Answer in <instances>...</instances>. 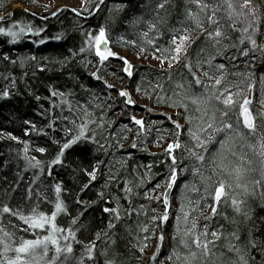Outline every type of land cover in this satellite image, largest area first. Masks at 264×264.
<instances>
[{"label":"trees","instance_id":"16d2710c","mask_svg":"<svg viewBox=\"0 0 264 264\" xmlns=\"http://www.w3.org/2000/svg\"><path fill=\"white\" fill-rule=\"evenodd\" d=\"M230 2L231 9L229 0H202L209 5L202 9L190 0H91L87 11L59 7L39 13L11 6L42 8L34 0H0V28L31 29L15 43L0 35V209L7 205L24 216L35 209L48 217L44 229H33L18 216L0 212V229L13 239L3 232L0 238L15 247L21 238L52 235L61 248L73 249L62 252L55 264H264V111L257 107L264 109V0H250L244 8V0ZM214 9L218 25L209 23ZM217 27L227 37L219 38V44L207 38ZM101 29L111 43L122 41L172 60L174 67L139 66L125 76L123 69L96 57L95 37ZM183 35L192 41L176 62L174 48ZM107 75H115L118 84L125 83L153 105L181 113L146 110L153 125L133 133L126 98L114 83L105 82ZM220 76L221 85L211 87L215 79L209 77ZM225 88L233 100L227 107L223 97L215 98ZM245 99L250 103L244 105ZM246 106L254 113L255 132L242 122ZM225 122L232 127L225 128ZM208 123L214 127L200 131ZM82 127L85 135L64 150L60 163H53ZM190 129L205 142L203 147ZM169 137L180 145L173 155L149 150L162 147ZM37 160L40 165L32 167ZM173 169L177 179L172 197L179 201L174 211L166 210L163 200L150 199ZM220 182L226 191L232 188L231 195H222L215 207ZM52 224L62 231H53ZM205 232L207 236L201 235ZM197 235L202 244L210 241L207 253L192 243ZM87 247L93 249L92 259ZM15 255L4 253L0 244V262L6 264L5 257ZM55 255L49 244L41 264Z\"/></svg>","mask_w":264,"mask_h":264},{"label":"snow or ice","instance_id":"6c2138e0","mask_svg":"<svg viewBox=\"0 0 264 264\" xmlns=\"http://www.w3.org/2000/svg\"><path fill=\"white\" fill-rule=\"evenodd\" d=\"M101 3L104 2V0H100ZM190 2L197 4L198 7L204 9L207 8L209 5L206 3H202V0H190ZM250 3V0H244V4L241 5L242 8L244 7H248V4ZM159 7L163 8L164 4H160ZM228 7L231 9L233 7L232 3L229 0L228 3ZM254 11V10H253ZM188 15L190 17H193V13L191 11H189ZM215 15V9L213 10V16H210L209 19V23L211 24H219L220 21L218 19H214ZM15 27V26H14ZM197 27H201L200 22L197 20ZM234 27V25H233ZM249 27H251V25H249ZM25 30H31L30 26L25 25L20 27L19 32L13 31L12 29H8L7 31H5L3 28H0V35H7L10 36L12 38V42L15 43L17 41V38L25 32ZM244 32H247V28H245L243 30ZM145 35H147V33H145ZM224 37V33H222V31L220 30L219 27L215 28L213 31H208L207 32V38L208 39H214L216 41L217 44H219L221 42V40L219 38ZM227 38V37H224ZM191 37L188 35H183L179 37V45L176 46L174 48V52L175 55L172 57L173 60H176V62H179V57H180V53L184 50L185 48V44L186 42L190 41ZM243 43V41H241ZM173 44H176V37H173L172 40ZM251 43L253 45L256 44L255 40H252ZM107 44V40L105 39V32L104 29H101L99 32V35L96 37V55L100 57L101 61L106 60L109 56H113L114 53L110 52L107 50V48H105L103 51L101 50V45H106ZM244 55H247L248 53L245 51L243 53ZM163 63V61H161ZM124 64L126 65L125 67V71L128 73L129 76H131V65L129 64V62L127 60H124ZM189 68V71H191V66L190 65H186ZM169 67H171V64H169ZM218 68L222 69L224 67L223 64H220L217 66ZM205 75H208L207 73H205ZM209 79H215V84L212 85L211 87L213 88H218V86L221 85V81L223 79L222 76L217 77V78H213V77H209ZM196 80V84L197 85H201L202 82L200 81V79L198 77H195ZM205 89H207L209 87V85H204ZM229 92V90L227 88H225L223 91L219 92V95H216V99L217 100H221V98L223 97V100L221 101L226 107L229 106L230 104L233 103L232 100V94L229 92V94L227 96H225V93ZM5 95H7L5 93ZM53 95H55V93H53ZM121 96L127 97L128 93L127 92H121L120 93ZM129 103H131V99L129 98L128 100ZM194 103L196 101H193ZM250 101H248L247 99L244 100V105L249 104ZM223 115H227V111H224L222 113ZM242 115H243V122H244V126L249 129L252 132H255V124L250 116L249 110L247 107H243V111H242ZM135 123L138 125L143 126V122L140 120H135ZM177 129H180V125L177 123L176 125ZM86 127V126H85ZM214 126L212 123H208L206 128H202L200 129V131L202 132H207L208 129H212ZM224 127L225 128H231L232 125L225 122L224 123ZM216 132L222 131L221 128H215L214 129ZM190 134L192 135L193 139L198 141L197 146L198 147H203L204 146V141L201 140L200 136L197 133L192 132V130H189ZM85 135L84 132V127L81 128V132H80V136L75 137L74 139L70 140L69 142L65 143L62 146V149L59 153V155L57 156V158L53 161V163H60V157L63 156L64 154V150L68 149L69 147H71L72 144L76 143L77 140H79L81 137H83ZM13 139H15V137H13ZM211 142V137L209 136V141ZM180 145L178 143L173 144V145H169L167 151L169 152V154L171 155L172 151L174 148H178ZM133 147H135V145H133ZM224 145L221 144V148H223ZM261 148L264 149V144H261ZM25 151H27V148H25ZM38 151L40 152H44L45 149L40 148L38 149ZM262 155H264V151H262L261 153ZM193 155H197L195 152H193ZM35 159V158H33ZM197 159L200 162H203L204 157L197 155ZM172 162L173 164H175V157L172 158ZM31 163V162H30ZM40 165V161H36L35 164H32V167H38ZM239 171V170H237ZM92 178H95V174L92 173ZM176 180V175H175V169L172 170V175L170 177V183L168 184V188L171 189L172 185L175 183ZM224 189H225V184L223 182L219 183V186L216 188L215 190V199L218 202L221 198V196L224 193ZM56 193L59 194L61 189L59 186L56 187L55 189ZM233 203L235 204L236 201H233ZM165 204L167 205V200H165ZM62 210V207L60 204L56 205V211L59 212ZM105 211H109V209H105ZM0 212L2 213H6V214H11L13 216H18L19 219H21L25 224H27L30 228L33 229H44L45 225L48 223V217L44 216V215H37L35 214V209L33 210V215L30 216H24L19 214L18 212H13L12 209L5 205L2 207V209H0ZM213 212H215V209H213ZM55 219V214H53L52 216V220ZM164 220H167V215H165L163 217ZM53 231H62V229H58L56 228L55 224L51 225ZM193 227H195V225H193ZM0 232H3V235L8 237L9 240H12L13 237L11 234H9L8 232H4L3 229H0ZM71 235V233H70ZM201 235L207 236V232L202 233ZM212 236H217V233L213 232L211 234ZM73 239H75V236L73 235L72 237ZM161 240H163V237H161ZM13 243H15V241H13ZM192 243L195 245L196 248H203L205 253H207L208 251V244L210 243V241H206L202 244L200 236L197 235L193 238ZM0 244L3 245V252L7 253L9 251H13L15 252V257L14 258H7L5 257L6 260V264H41V261H43L45 259V257L48 256L49 253V244H51L54 248H55V253L56 255L52 257V260L50 262H48V264H55L56 260L59 258L60 254L64 251H66L67 253H71L73 251L71 245H67L66 249L65 248H61L59 245L58 240L52 236V235H48L45 236L43 238V240L41 239H36V240H25L23 238H21L20 243L18 246L12 247L9 243H6L2 238H0ZM42 248L41 252H37V249ZM92 248L91 247H87L86 248V252L88 253V258L92 259L91 253H92ZM193 256H195V253L192 254ZM65 260H67V256L65 257ZM0 264H4V262H0ZM80 264H83V261L80 262Z\"/></svg>","mask_w":264,"mask_h":264},{"label":"rangeland","instance_id":"374dc122","mask_svg":"<svg viewBox=\"0 0 264 264\" xmlns=\"http://www.w3.org/2000/svg\"><path fill=\"white\" fill-rule=\"evenodd\" d=\"M34 1H36L37 3L42 5V8L37 7V6L27 5V4H21V3H14L11 6L13 8L14 7H22V8L29 10V11H38L39 13H51V12L55 11L56 9H58L59 7L60 8L65 7V8H70V9H74V10L87 11V9H88L87 4L91 2V0H34ZM2 16H3V13L0 12V17H2ZM97 36H98V34H97ZM96 37H95V47H96ZM191 41L192 40L186 42L185 48L181 53L186 52V49L190 45ZM179 43H180V41L177 43V46L179 45ZM111 45H112L114 52H116L119 56H121L122 58L127 60L134 68L139 67V66H147V65L155 67L157 69H170V68L174 67L175 62H173L172 60L160 59L157 56H155L154 54H149V53L139 51L138 49L134 48V46H131L130 48L126 47L122 41L111 43ZM262 45H264V43H262ZM161 61H163V63ZM107 62H109L110 66L114 69H123L124 68V64L121 62H119V64L115 63L116 61H111V60H108ZM169 64H171V67H169ZM95 68L96 67H93L92 69L94 70ZM103 79H105L106 80L105 82H107V83H114V85H113L114 88L117 89L120 93L121 92H127L128 93V96L125 97L128 105L130 107L129 108L130 110L128 112L130 113L131 118H132L131 123L136 127V130H134L133 133H135L139 130L150 129V127L153 125L147 120V117L149 115H148L146 110H148L150 112H154V113L167 112V113L174 115V116L179 115L181 113V110H179V109H172V108L153 105L151 99L147 98L143 94H137L134 90L130 91L129 89L126 88L125 83L118 84L116 81L115 75H107V76L103 77ZM129 98L132 101L131 103L128 102ZM246 107L249 109H252L250 106H246ZM257 107H259L258 109L260 111H264V109H262L258 104H257ZM254 119H255V117H254ZM135 120H141L143 122V126L136 124ZM175 121H177V119H175ZM181 124H183V121L181 122ZM175 143H176V141L172 137H169L165 141V143L162 147L151 146V147H149V150L151 152H156V153L167 151L169 145H173ZM174 150L175 149H173L171 155H173ZM169 183H170V180H167L162 185H160L158 188H156V190L152 193L150 199L153 201L159 200V199L163 200L164 194L168 188ZM231 189H229V191H226L224 189L223 198H226V196L231 195L230 194ZM178 207H179L178 197L174 196L171 198L170 209H173V211H174ZM208 211L209 210L203 212V215H206L208 213ZM154 246H155V244H154ZM159 264H172V263H170L168 260H163Z\"/></svg>","mask_w":264,"mask_h":264},{"label":"water","instance_id":"95a60500","mask_svg":"<svg viewBox=\"0 0 264 264\" xmlns=\"http://www.w3.org/2000/svg\"><path fill=\"white\" fill-rule=\"evenodd\" d=\"M100 32V31H99ZM99 32H98V35H99ZM104 32H105V30H104ZM105 39L107 40V44L106 45H101L100 47H101V50L103 51L105 48H107V50L108 51H110V52H112V53H114V55L113 56H109L106 60H104V61H101L100 60V57L99 56H97L96 55V47H95V55H96V57L98 58V60L100 61V62H107L108 60H111V61H118V62H121V63H123L124 64V58H122L121 56H119L116 52H114V50H113V48H112V45H111V42L109 41V39L107 38V36H106V32H105ZM130 64V63H129ZM131 65V64H130ZM125 67H126V65L124 64V68H123V73L125 74V76H127V77H131L132 75H133V72H134V67L131 65V76H129L128 75V73L125 71ZM248 110H249V113H250V116H251V118H252V120H253V122H254V124H255V119H254V115H253V113H252V111H251V109H249L248 108ZM241 117H242V122H243V115L241 114ZM141 121V120H140ZM243 124H244V122H243ZM176 179H177V175H176ZM171 182V181H170ZM175 182H176V180H175ZM174 187H175V183L172 185V187H171V189H169V188H167V190H166V192H165V194H164V198H163V202H164V205H165V207H166V210H168L169 208H170V205H171V198H172V194H173V191H174ZM221 198H222V196H221ZM220 198V199H221ZM165 200H167V205L165 204ZM220 201V200H219ZM219 201L217 202L216 201V199H215V201H214V206L215 207H217V205L219 204Z\"/></svg>","mask_w":264,"mask_h":264}]
</instances>
